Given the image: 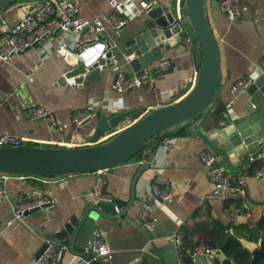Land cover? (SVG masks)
Listing matches in <instances>:
<instances>
[{"label": "crops", "instance_id": "0c3cea01", "mask_svg": "<svg viewBox=\"0 0 264 264\" xmlns=\"http://www.w3.org/2000/svg\"><path fill=\"white\" fill-rule=\"evenodd\" d=\"M42 1L19 0L0 12V45L11 25L26 10ZM158 1L168 4L170 0ZM74 2L82 15L102 17L104 32L113 30L105 16L110 11L118 13L121 7L111 8L108 0ZM180 4L181 0H177L178 7ZM240 6L239 18L230 20L222 9V0H205V13L219 38L221 49L222 84L217 101L228 109L232 117L247 112V93L243 88L232 91L231 85L243 76H257L264 58V0H240ZM62 36L63 32H56L38 46L15 53L7 60L0 58V132L25 136L46 146L87 145L101 141L107 138L106 134H110H94L90 123L76 126L72 113L76 108L85 107L93 96L100 99L101 105L120 96L112 86L115 74L120 69L111 67L101 73L97 80H83L80 84L69 81L60 83L58 78L74 62L73 57L67 60L54 49ZM191 39L175 43L151 62L167 59L170 65L151 86L132 87L124 92L121 111L141 109L145 112L180 98L192 87L201 53L196 40L191 42ZM121 70L126 75H134L129 65ZM229 98H233V101L228 107L226 102ZM36 104L50 109L56 122L50 124L43 118H26L24 108ZM188 128L186 133L154 141L150 164L142 170L136 183V200L127 210V216L132 221L123 216H99L96 219L95 228L104 231V238L113 250L111 264H125L136 258L141 260V264H211L216 254L211 258L205 252V240L217 235L216 223L224 224L227 231L226 225L230 224V219L220 201L210 195L213 181L203 165L200 152L211 148L192 128V122H189ZM147 156L106 168L102 191L110 193L113 198L127 200L133 174ZM235 160L234 163L238 164L239 159ZM156 177L160 178L159 187L171 194L170 199L141 202L139 198H147ZM95 183V172L51 178L8 174L3 183L4 191L0 193V264H33L36 250L45 239L51 237L71 211L81 205L84 198L97 197ZM34 187L41 189L51 201L35 211L15 217L14 207L20 196ZM244 195L250 203L248 213L240 216L237 224L241 226H233L230 232V235H238L241 242L242 239L252 240L251 226L257 225L259 230L264 228V174L247 177ZM145 204L150 207L148 214L156 217L152 229L139 226L143 225L139 211ZM197 209L199 213L193 215ZM177 231H180L182 241L185 235L188 239L186 255L182 249L183 242L178 247L174 242ZM195 241L199 243L193 247ZM198 255L204 256V261ZM53 264H83V260L79 255L65 251Z\"/></svg>", "mask_w": 264, "mask_h": 264}, {"label": "water", "instance_id": "95a60500", "mask_svg": "<svg viewBox=\"0 0 264 264\" xmlns=\"http://www.w3.org/2000/svg\"><path fill=\"white\" fill-rule=\"evenodd\" d=\"M17 1L0 0V12ZM190 39L191 42L196 40L195 43L199 45L201 59L194 84L180 98L145 112L141 109L114 113L98 110L83 123H90L94 134H111L92 144L46 146L23 142L0 145V174L55 177L94 172L98 168L124 164L150 141L146 161L141 162L133 174L127 200L113 198L108 201L101 197H86L52 232L49 240L65 244L61 255L69 251L79 255L83 264H111L96 256L91 231L99 216H123L129 221L133 220L127 216V210L136 200V183L142 170L150 164L158 133L181 123L192 122V128L220 157L216 162H225L233 174L250 152L264 144V70L243 88L247 93V112L232 117L228 109L220 106L217 101L222 84L221 49L219 38L205 13V0H181L179 7L177 0H170L168 4L159 2L138 11L122 26L109 33L104 32L96 42L87 41L77 48L75 61L70 63L58 81L80 84L83 80H97L101 73L111 67L121 70L126 65L131 66L135 75H139L166 49L179 41ZM129 119L133 120L119 128L121 122ZM235 159H239L238 164L234 163ZM230 183L235 184L233 178ZM160 198L156 196L139 200L153 203ZM45 204L26 209L23 214ZM139 226L145 228L144 225ZM229 228L230 224H227L225 240L230 236ZM251 230L252 240L242 239V243L251 250L253 259L264 258V249L258 245L264 242V228L259 230L257 225H253ZM47 244L44 240L34 257ZM213 252L221 258L223 264H229L230 258L222 248H216ZM197 257L204 261V256Z\"/></svg>", "mask_w": 264, "mask_h": 264}, {"label": "built area", "instance_id": "2783aa9c", "mask_svg": "<svg viewBox=\"0 0 264 264\" xmlns=\"http://www.w3.org/2000/svg\"><path fill=\"white\" fill-rule=\"evenodd\" d=\"M111 8H120L119 12L110 11L105 18L113 29L122 26L127 20L138 11L146 9L150 6L159 3L158 0H126L121 2L118 0H108ZM222 9L227 14L230 20H236L241 14L240 0H222ZM104 19L100 16L87 17L79 12L74 0H43L30 10H26L10 27L8 34L0 45V58L3 60L15 53L27 50L28 48L38 46L44 42L49 36L56 32H63L62 38L58 40L54 47L56 52L63 55L65 59H76L77 48L84 45L87 41L96 42L104 33ZM72 48L74 50H72ZM170 62L167 59H160L147 68L139 75H126L122 70L117 72L112 86L120 93V96L107 100L105 104H100V99L91 97L88 104L83 108H76L72 113V121L76 126L83 123L84 120L92 117L98 110H107L116 112L123 108L122 94L129 88L151 86L154 81L163 76L169 68ZM260 72L264 70V58L260 62ZM254 74L238 78L232 85L231 90L235 91L245 86L254 78ZM233 98H229L226 106H230ZM100 104V106H99ZM23 114L28 119L43 118L50 124L56 122L54 113L43 105H31L23 110ZM130 122L123 121L119 124V128ZM111 134V133H110ZM110 134H106L108 137ZM105 136V137H106ZM25 141H29L28 137L14 133L0 132V145H15ZM170 143L167 144L169 146ZM200 157L205 166L207 173L213 181V188L210 192L212 197L217 198L223 205L224 201L229 197L241 195V205L235 207L231 212H227L229 219L232 222H239L240 216L246 215L249 209V201L244 195L246 179L249 175L261 176L264 174V144L259 149L248 154L243 160L240 168L235 174L232 169L225 163L216 162L218 156L212 149H205L200 152ZM106 168H98L96 173V183L94 192L97 197L104 198L108 201L113 200V196L108 192L102 191V186L105 181L104 173ZM8 174H0V193L4 190L3 183ZM22 175V174H21ZM53 176H48L51 178ZM233 178L235 184L230 183ZM159 177L154 179L147 198L160 196L163 199H170L171 194L168 191L162 190L158 182ZM51 201L41 189L32 188L24 195L20 196L19 201L14 207V216L20 217L24 210L36 205H42ZM149 205L145 204L139 211V217L143 221V225L152 229L155 225L156 217L148 214ZM116 209H118L116 207ZM231 232V227L229 228ZM104 231L100 228H93L91 236L93 238V249L96 251V256L103 261H110L113 256V250L109 247L104 238ZM48 244L43 251L34 258L33 264H53L54 261L60 259L64 243H57L49 239H45ZM174 242L178 247L181 243L180 231L175 232ZM205 252L209 257L214 256L212 247L206 246ZM125 264H141V260L136 258ZM229 264H237L236 261L230 259Z\"/></svg>", "mask_w": 264, "mask_h": 264}, {"label": "trees", "instance_id": "16d2710c", "mask_svg": "<svg viewBox=\"0 0 264 264\" xmlns=\"http://www.w3.org/2000/svg\"><path fill=\"white\" fill-rule=\"evenodd\" d=\"M188 126H189V122H185V123H181L177 126H174L171 129L164 130V131H162L156 135L155 141L159 142L163 138H165L166 136H170V135H174V134H180V133H186L189 130ZM27 142L31 143L30 141H27ZM34 143L37 144L36 142H34ZM149 146H150V141H148L146 144H144L143 147L140 150H138V152L133 157H131L129 160H132L134 158L139 159L142 157H146L148 155ZM30 176L48 177L45 175H30ZM241 200H242L241 195L229 197L228 199H226L224 201L223 207L226 209L227 212H231L235 207H239L241 205ZM199 211H200L199 209L195 210L193 212V215L198 214ZM237 223L238 222H232L230 220V227L232 228L234 226V228H235V227L241 226V224H237ZM214 225L218 229V233L213 239H206L205 240V243L207 244V246L212 247L213 250L216 248H222V250L226 254V256H228L230 259H233L234 261H236L237 264H264L263 258H259L257 260L252 259L251 250H249L248 248H246L242 244L238 235L233 233V235H230L228 237V239L225 240L226 231L224 229V226H225L224 224L216 223ZM210 231H211V229H210ZM187 240L188 239L186 238V235H185L183 238V241H182L184 244V246H182L183 247L182 249H183L185 255L187 254L185 251V248L187 246ZM198 243H199L198 241H195L192 244L193 247ZM261 248L264 249V243L261 244ZM211 264H222V260L217 255H215L212 258Z\"/></svg>", "mask_w": 264, "mask_h": 264}, {"label": "rangeland", "instance_id": "374dc122", "mask_svg": "<svg viewBox=\"0 0 264 264\" xmlns=\"http://www.w3.org/2000/svg\"><path fill=\"white\" fill-rule=\"evenodd\" d=\"M203 115V114H202ZM202 115H199V116H202ZM30 141V140H29ZM27 142V141H25ZM31 143H34V141H30ZM37 144H40V145H44V143H39V142H36Z\"/></svg>", "mask_w": 264, "mask_h": 264}]
</instances>
